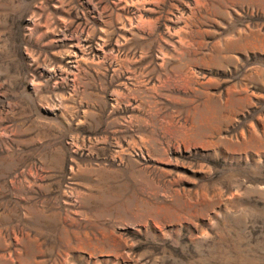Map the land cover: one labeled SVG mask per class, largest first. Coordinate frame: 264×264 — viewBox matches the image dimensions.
<instances>
[{
  "label": "rangeland",
  "instance_id": "374dc122",
  "mask_svg": "<svg viewBox=\"0 0 264 264\" xmlns=\"http://www.w3.org/2000/svg\"><path fill=\"white\" fill-rule=\"evenodd\" d=\"M0 264H264V0H0Z\"/></svg>",
  "mask_w": 264,
  "mask_h": 264
}]
</instances>
